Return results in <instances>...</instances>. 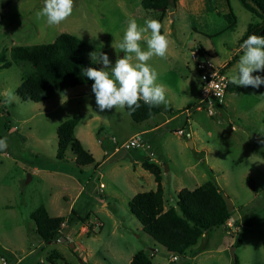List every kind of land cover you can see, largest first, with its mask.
I'll use <instances>...</instances> for the list:
<instances>
[{
  "label": "rangeland",
  "instance_id": "obj_1",
  "mask_svg": "<svg viewBox=\"0 0 264 264\" xmlns=\"http://www.w3.org/2000/svg\"><path fill=\"white\" fill-rule=\"evenodd\" d=\"M43 4L44 0H0V51L7 58L12 46L50 43L64 32L82 42L91 60L98 63L90 53L102 51L114 63L123 53L111 45L122 40L128 18L140 25L156 19L169 39V49L165 58L153 56L148 63L159 73L158 82L166 85L168 103L163 106L172 111L141 123L125 108L101 113L91 91L93 81L55 91L40 102L23 100L15 89L25 79L27 64L0 67V139L7 137L8 143L0 151V248L4 253L0 264H128L140 250L150 256V264H234L230 248L237 233L241 236V244L234 246L238 264H264V85L228 90L221 114L209 115L199 103L194 61L206 57L224 65L230 80L243 54L239 39L248 24L261 19L239 0H178L175 8L164 12L143 8L141 0H74L73 14L49 26L45 18L35 15ZM225 13L234 15V26L229 27ZM142 47L146 50L147 44ZM8 90L15 97L11 103ZM77 115L74 136L97 163L81 171L70 149L63 159L56 158L57 126ZM168 118L150 129L153 122ZM144 128L148 131L142 132ZM179 129L190 137L179 135ZM135 132L147 147L120 148ZM191 137L194 147L187 144ZM147 154L161 167L166 193L174 197L177 188L216 183L233 202L234 231L213 227L171 261L174 254L142 230L128 206L134 194L154 188V175L139 176L132 164ZM40 206L51 216L65 217L56 237L59 241L47 244L35 232L30 213Z\"/></svg>",
  "mask_w": 264,
  "mask_h": 264
},
{
  "label": "trees",
  "instance_id": "obj_2",
  "mask_svg": "<svg viewBox=\"0 0 264 264\" xmlns=\"http://www.w3.org/2000/svg\"><path fill=\"white\" fill-rule=\"evenodd\" d=\"M243 7L261 19L258 24H248L246 31L239 39L243 43L249 35H264V0H239ZM178 0H141V5L147 10L164 12L177 6ZM225 18L232 23L233 14L225 13ZM7 58L5 51H0V67L8 68L12 63H26L25 79L15 89L23 100L40 102L49 99L55 91H64L77 85L92 83L84 75L87 67H101L91 60L85 53L84 45L76 37L59 34L53 42L35 45H15L9 51ZM236 56H234L233 60ZM232 85H229L231 88ZM141 107L135 112H129L131 118L138 123L165 111H172V107L149 108L142 101ZM79 116L70 117L61 122L56 129L58 147L56 158L63 159L67 149L75 155L74 164L81 168L93 164L91 153L84 149L80 141L74 136V129ZM142 167L154 175L157 182L155 190L136 193L128 202L130 212L142 224L143 231L155 242L162 245L174 255H184L186 250L194 246L202 237L204 231L213 227H228L231 211L226 208L222 191L212 181H206L194 189L182 188L176 197V207L163 209V187L161 184V170L149 161L142 160ZM34 222V230L43 242H53L61 233L65 217L51 216L40 206L30 213ZM241 244V236L237 233L234 246ZM3 249L0 248V254ZM13 262L15 259L10 258ZM10 260V261H11ZM150 256L143 250L136 252L128 264H150ZM234 264H238L237 259Z\"/></svg>",
  "mask_w": 264,
  "mask_h": 264
},
{
  "label": "clouds",
  "instance_id": "obj_3",
  "mask_svg": "<svg viewBox=\"0 0 264 264\" xmlns=\"http://www.w3.org/2000/svg\"><path fill=\"white\" fill-rule=\"evenodd\" d=\"M74 11V0H44L43 7L36 12V18H45L49 26L59 25ZM122 40L113 41L111 47L119 49L123 56H117L113 63L105 52L90 53L102 66L87 67L84 75L93 81L91 91L99 112L113 108L127 107L135 112L141 101L149 108L166 105L167 87L158 82L159 73L148 62L153 56L165 58L169 49V39L161 33L162 24L156 19H147L143 25L129 17ZM147 44V49L142 47ZM243 54L238 69L229 83L238 87L259 89L264 85V35H249L241 45ZM7 102L14 100L11 90L6 92ZM8 147L7 137L0 139V151Z\"/></svg>",
  "mask_w": 264,
  "mask_h": 264
},
{
  "label": "built area",
  "instance_id": "obj_4",
  "mask_svg": "<svg viewBox=\"0 0 264 264\" xmlns=\"http://www.w3.org/2000/svg\"><path fill=\"white\" fill-rule=\"evenodd\" d=\"M193 58H195V51L193 52ZM194 61L199 74V103L204 106L209 115H213L219 111L224 103L230 80L225 74L224 65L215 64L209 58H205L200 62L196 59ZM177 133L179 135L185 134L186 137L190 136L189 132L184 133L181 129ZM112 140L115 142V138H112ZM119 147L124 150L139 149L146 148L147 143L141 134L136 133L123 141ZM56 240L59 241L58 238ZM170 260L175 261L176 256L172 255Z\"/></svg>",
  "mask_w": 264,
  "mask_h": 264
},
{
  "label": "crops",
  "instance_id": "obj_5",
  "mask_svg": "<svg viewBox=\"0 0 264 264\" xmlns=\"http://www.w3.org/2000/svg\"><path fill=\"white\" fill-rule=\"evenodd\" d=\"M177 4H178V2H177ZM206 58V57H205ZM233 88H235L237 91H239L241 88L240 87H238V86H235V85H232L231 86V88H228V90H232ZM198 108V107H197ZM185 110L186 111H188L189 110V108H185ZM218 114H221L220 113V109H219V111L217 112ZM163 115V113H158V114H156V115H154V116H152L148 121H151L152 120V118H158L157 116H162ZM214 115V114H213ZM175 115H173L172 117H174ZM169 119H171V118H168V119H163V120H157V121H155V124H154V122H153V126L150 128L151 130L152 129H156V128H158L160 125H162V124H164V123H166ZM160 121V122H159ZM157 123V124H156ZM146 131H148V129H143L142 130V132H146ZM137 132H135V133H133V134H130L129 135V137L130 136H132V135H134V134H136ZM128 137V138H129ZM190 137V136H189ZM102 139H104V137H101ZM188 141H190L191 143H192V146L194 147V145H195V141H194V139L191 137ZM188 141H187V144H188ZM147 143V142H146ZM100 146H102V144L100 143ZM191 146V147H192ZM146 157H148L149 158V161L150 162H152V163H155L156 165H157V163H156V161H154L153 159H152V157L150 156V155H146ZM132 164H133V166L135 167V170L137 171L136 173L139 175V176H142V174H151L149 171H147V170H145L143 167H142V160H139V161H133L132 162ZM158 166V165H157ZM160 167V166H159ZM160 169H161V167H160ZM161 174V173H160ZM161 184H162V187H163V209H164V211L165 210H167L169 207H176V200H177V197L175 196H173V194L171 193V192H168V193H166V189H165V182H164V179H163V175L161 174ZM216 184V183H215ZM201 185V184H200ZM200 185H196L195 186V188L196 187H198V186H200ZM217 185V184H216ZM152 187H154V188H152L151 190H155L156 189V187H157V182L156 181H152ZM218 187V186H217ZM183 188V187H182ZM182 188H177V190H176V195H177V193H178V191H180ZM185 188V187H184ZM194 189V188H193ZM144 192V191H143ZM166 193V194H165ZM103 194H104V197H105V195H106V193H105V191L103 192ZM135 195V194H134ZM133 195V196H134ZM132 196V197H133ZM131 197V198H132ZM130 198V199H131ZM102 205H107V201H103L102 202ZM234 209V208H233ZM230 224V225H229ZM143 228V227H142ZM228 228H231L230 230H232V231H234V229H232V223L230 222V220H229V222H228ZM143 230V229H142ZM205 232V231H204ZM204 232H203V234H202V237H203V235H204ZM151 238V237H150ZM157 243V242H156ZM158 244V243H157ZM160 245V244H159ZM160 246H162V245H160ZM163 247V246H162ZM153 250H156V249H153ZM133 257V256H132ZM132 257L129 259V261H131V259H132ZM18 261V260H17Z\"/></svg>",
  "mask_w": 264,
  "mask_h": 264
},
{
  "label": "water",
  "instance_id": "obj_6",
  "mask_svg": "<svg viewBox=\"0 0 264 264\" xmlns=\"http://www.w3.org/2000/svg\"><path fill=\"white\" fill-rule=\"evenodd\" d=\"M188 145L191 147L192 146V143L190 141H188ZM223 198H224V201L226 203V208L227 210L230 212L233 210L234 208V205H233V202L231 201V199L229 197H227L226 195H223ZM70 246H72V244H70ZM231 255H232V258L233 260L235 261L236 260V256H235V253H234V246H232L231 248Z\"/></svg>",
  "mask_w": 264,
  "mask_h": 264
}]
</instances>
